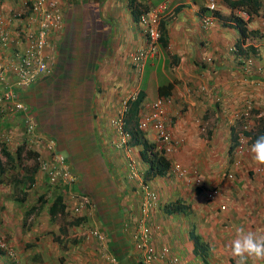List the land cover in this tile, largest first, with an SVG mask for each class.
<instances>
[{"label": "crops", "instance_id": "obj_1", "mask_svg": "<svg viewBox=\"0 0 264 264\" xmlns=\"http://www.w3.org/2000/svg\"><path fill=\"white\" fill-rule=\"evenodd\" d=\"M120 1L124 2L122 6L119 5V1L117 0H106L104 4L101 5L103 8L102 19L105 21V31L111 34L108 41V52L107 54L104 53V55L101 56L102 59L99 61V64L102 65L96 66L95 64V67L92 69L88 67L89 61H85L86 65L79 68L77 70L79 74H75V76H71L74 72L72 69H75L77 66L72 62H70L68 68L63 69L64 72L70 73V88L73 87L76 89L74 92L76 99L74 94V97L71 96L72 98H64L63 95V103L67 101V111L70 115V119L76 122V125L73 124V128L66 130V133L69 136L74 132L72 138H76L78 143L74 145V142L71 140L66 142L61 139L58 143V147L63 151L66 146H69L71 148V154H75L73 157L74 161H76L78 157L84 159V161H87V169L90 174L96 176L98 172V176L103 178L101 182H103L104 189H100L101 184L97 181L98 188H95L91 182L86 183L89 176L84 179L83 177L85 175L81 171H78L79 168L76 165L75 169L77 174L81 179L83 178L85 180V182L80 185L81 191L84 190L90 195H97L100 193L101 200L104 202V204H99V213L102 219L100 220L99 226H102V229L108 231L106 234L107 240L99 242L98 244L97 242L95 243L93 239L89 246H87V249H90L89 253L92 257L93 264H102L99 260V255L103 254V248L106 247L104 243L110 245L111 242L113 243V241H115L118 250H122L119 252L128 251V243H121L122 238H126L125 231H128V225L124 226L121 222L125 209L122 212L119 210V206L121 202L124 203L126 200L129 202H136L138 199L134 191L131 193V185L136 183L132 182L129 178V183L125 178L122 181L124 175H122L121 178L117 177L120 183H122L123 190L125 191L124 193H126L122 197V191L118 189L120 185L117 184L115 178H113V176L117 175V171L111 162L108 165V160L105 159L107 156H104V150L101 152L99 149V144L104 145L103 143L105 142L103 136L100 137L97 131H89L90 120L96 116L94 112L91 113V107L95 105V108L102 110L105 109L103 107H106V105H108L107 101H109L107 96L104 98V95L101 94L103 91L100 90L99 86V84L102 86L100 81L102 78H99L101 74L104 75L103 82L107 84V87L104 89H110L115 96L116 91L121 92L122 96H124L134 88L138 89L141 86L145 74H147L145 80V90L147 96H149V103L147 104H150V102L158 96L157 88L159 84L168 81L176 82H174V88L171 92L174 103L168 108V126L173 137L176 139V146L173 153L167 156L172 162L179 163L185 167L196 168L201 178H203L204 191L196 192L193 188L183 192L179 189V187L183 185L182 181L173 174L168 175V173L162 177H154L150 180V183L159 191L160 196L164 197L163 200H182L183 204H187V210L193 213L191 220L199 219L192 227L198 229L194 232L198 234L201 241L206 244L207 254L206 257H202L201 253H196V243L193 241V237H185L184 234H181L178 225H173L175 233L172 229L168 230L166 233L165 226L168 220L162 219L163 216L161 214H157L156 217L157 221L162 222L163 230L160 234L155 235V242L153 243H157V246L160 247L163 245V242H169L180 254L181 260L179 264H204L202 259L206 258L208 264H236V260L232 257L229 247L230 241L234 238L235 229L240 225H245L258 234L264 235V165L257 164L252 154L248 155L249 159L245 160L244 158L242 164L237 165L236 168H233L229 164L227 155L228 147L231 142L230 137H228L230 136L229 129L226 128L225 121L228 116H230L232 110L237 109L240 105L242 97H244L243 100L249 99L251 101L253 97L259 99V95L254 92L255 86L264 83V35L262 34L263 37L254 36L251 30L263 33L264 29L259 28V21H253L257 17H263L253 16L252 19L247 22H242V25H245L249 31L246 42L248 40L250 41L248 42L249 44L243 45H249L244 56L246 57L248 52L251 51L257 56L255 63H253L256 66H251V64H247V61L234 60L229 52L230 46L235 42H239L241 39L239 28L241 23L239 24L236 18L230 17L231 14L237 16L239 12L229 4L230 1H214L215 9L222 13L221 16H218L211 13L210 10L202 12L201 7H205L204 5L207 6L210 0H207V2L206 0H169L170 3L168 2L167 8L169 11L167 10L168 12L166 15L171 14V18L168 24L167 46L163 47L159 44V54L157 53L155 58L147 62V64H149V69L146 68L147 64L145 67L139 68L140 73H142L139 74V72H137L138 69L131 67L130 64H128L130 66L126 68V64L129 61L127 56L132 51V48L138 45L144 46L145 36H143V33L130 14L129 3L131 0ZM142 1H145L149 5L155 3V0ZM163 1L165 0H161V2ZM116 6L119 7L118 12ZM178 6H182V8L178 12L174 11ZM15 7V3L11 0H0V20H4L5 22L3 23L11 25L12 27L16 24H14V21H10L5 11ZM261 24L264 26V22H261ZM70 26L71 29H73L74 24L71 23ZM56 39L57 37L55 40ZM253 41H257L256 43L261 42V44H257L259 45V50L253 49L255 45ZM74 48L76 49V47ZM70 50L71 48L68 52L62 54V52H64L63 47L61 48L60 46V48H58L57 52L60 51L61 54L60 56L56 54L54 71H52L49 76H45L38 80L36 84H34L32 92L29 88L26 91H22L21 94L22 99L25 100L24 102L30 101V104H34L35 97L39 95L35 89L40 90L42 88L40 84L58 75L57 65L60 63L62 66L63 63L67 62L65 58H69L68 54L73 52ZM172 56H177L179 58L175 65H172V63L168 64L167 62L168 58L170 61L172 60ZM0 57L2 58L1 54ZM58 57L59 63L57 60ZM207 59H210V61H206ZM105 60H107V62H105ZM160 64H162L161 68L159 67ZM104 66L106 67L105 70L103 69ZM70 68H72L71 71H68L67 69ZM63 71L59 72L62 73ZM119 71H124V74L120 77H115ZM80 74L83 75L82 80L86 79L89 81L93 90H96L100 94V98H97L95 94L92 93L93 96H91L89 100L83 99V87L81 89L77 85H72L73 82L75 84L79 83L77 79H79ZM118 79L122 81L119 86L115 84ZM55 82L59 81L57 80ZM55 82H51L53 87ZM263 87L264 85L261 88ZM116 88L117 90H115ZM239 95H242L240 99ZM222 97L225 100L224 106L226 105V110H229V114L222 112L221 105H217L216 103L217 99ZM260 99L264 101V95L261 94ZM186 103L187 106H184ZM45 104L47 103H38L37 113H39L41 109H45ZM147 104L144 105V108ZM87 105L90 107L86 108V112L90 114L91 117H86L84 107L81 110L79 109L81 106ZM227 106L229 107L227 108ZM184 107H186L185 110ZM217 116H219V118ZM79 117L81 118L80 120ZM208 120L209 122L212 121L210 125L211 130H209L208 134L202 133L201 129L204 126L203 123H207ZM101 122H103L105 126L104 123L106 120L103 119ZM100 123L97 127H100ZM145 134L150 140L156 143L155 134L152 130L145 132ZM148 134H150L151 137L148 136ZM131 148L134 150L133 159L139 161L144 168V164L138 160V148ZM225 150L227 155L224 154ZM246 150L248 149L246 148ZM120 164L122 165L120 169H122V167H124V169L127 167L125 163V166L121 162ZM229 172L233 174V177H226V174ZM167 175L169 179H167L169 181L168 185L165 179ZM159 182L161 183V187L155 185L159 184ZM214 185H217L222 190V194L216 201V206L210 205L204 200V192L207 188ZM91 186L94 188L93 193V188ZM186 200H189L190 203ZM127 201L125 204L131 208L132 204L127 203ZM221 204L225 205L223 210L218 209V206ZM107 206L111 211L109 209L105 210ZM45 215L48 214L45 212ZM182 215H184L183 212ZM175 217L178 219L179 223L182 221L181 218H178V215H175ZM32 221L35 222L36 219ZM185 224L186 222L180 225L183 227ZM187 225L189 227L188 223ZM49 226L50 225L46 224L44 221L43 224L40 223L38 228H34L32 225L29 226V224L28 228L24 229L22 232H19V229L16 228V231L23 234V236L14 237L21 241L20 243L23 247L25 246L24 244L30 241V243L36 244L32 253L36 252L39 254L40 259L29 264L49 263L48 259H51L52 253L43 246L45 235H49L51 239H53L55 246L59 245L61 253L65 254L66 257V250H62L61 245L57 239L54 238L56 234H53V230H51ZM25 231L29 232L25 233ZM163 231H165L164 234ZM32 234H35L34 238H32ZM175 238H177V240H175ZM77 243L72 244L73 247L77 245ZM96 245L98 249H92V247ZM75 258H77V256ZM1 259L0 264H9L5 258L1 257ZM53 260L54 264H59L55 259ZM106 263L112 264L107 260ZM25 264H28L27 260H25ZM66 264L72 263L68 262ZM75 264H77V262H75ZM249 264H264V262L250 260Z\"/></svg>", "mask_w": 264, "mask_h": 264}, {"label": "trees", "instance_id": "obj_2", "mask_svg": "<svg viewBox=\"0 0 264 264\" xmlns=\"http://www.w3.org/2000/svg\"><path fill=\"white\" fill-rule=\"evenodd\" d=\"M106 0H64V11L62 15L63 19V35L61 34L60 39L63 41L65 40L66 44H63L61 48L63 47L64 52L62 54H65L69 51L71 48V52L69 55V58L66 57L65 59L67 62L63 63L61 66L59 63V57L58 60V75L56 77L50 78V82L54 83V88L59 91V95H64V98H70V94L68 93V88H70V73L64 72L63 69H66L70 66V62L75 64L77 67L75 69H67L68 71L74 70L71 76H75V74H79L77 70L81 68L83 65H86L85 61H89L88 67L92 68L95 67V62L101 58V56L107 54L108 49V41L110 37V32L105 31V21L102 19V7L101 5L104 4ZM230 1V0H226ZM161 0H155V3L153 5H149L145 1L142 0H131L129 3L131 16L134 19L135 22L138 23L139 16L145 13H149L152 8L156 7L158 3H160ZM233 8L235 9H242L247 12L249 15V18H251L253 15H256L259 13V9L262 7L260 0H232L229 3ZM182 6H178L174 11L178 12ZM202 12L203 11H209L206 7H201ZM211 13L221 16L222 13L219 10H210ZM264 15V12H263ZM230 17L236 18L239 22V28L241 33V39L245 40L246 37L249 34V31L247 30L245 25H242V22L244 21L234 14H231ZM171 18L170 15H163V17L159 18L158 27L160 30L159 35V44H161L163 47L167 46L168 43V24ZM72 20H74V27L71 29V23ZM71 30V31H70ZM253 31L252 34L254 36L263 37L264 33L257 32L256 30ZM263 34V35H262ZM61 41H58V45H61ZM76 47V49L74 48ZM75 50V51H74ZM56 54H61V52H57ZM90 57V58H89ZM173 57V56H172ZM178 57L174 56L172 60H167L168 64L175 65L178 62ZM151 60L148 59L143 67L146 66L147 62ZM56 61V58H55ZM136 63H132L131 67L136 68ZM171 67V66H170ZM149 69V64H147V67ZM59 71H63L60 73ZM137 72L140 73V69L137 70ZM60 75V76H59ZM82 74L79 75V81L78 84L72 83L73 86H78L82 89L83 87V99H90L92 94V86H90L89 81L86 79L82 80ZM146 76L141 83V86L132 94V96L127 100L126 108L123 111L121 120H122V128L124 129L125 133L128 137L129 145L133 147L138 148V160H140L144 164V168L139 170V173H141V176L144 181H150L154 177L157 176H165L166 173L171 169L172 165L176 162H172L170 158L166 155V152L162 150H158L156 144L154 141L150 140L145 132L141 130L139 127V119L140 114H143L145 112V109H147V103H149L146 100L147 93H146ZM78 78V77H76ZM95 86V84L93 83ZM174 88V82L168 81L164 82L158 85L157 92L158 96H167L169 97L171 95V92ZM75 96V94H74ZM73 96V97H74ZM72 98V97H71ZM76 99V96H75ZM81 99V100H83ZM80 100V99H78ZM222 98L217 99V105H222L221 101ZM23 100L22 104L24 105V109L16 110L14 112H9V110H6L5 107L0 106V131L3 127L8 128H20L19 134L16 135V141L17 143L20 141V143L16 144L14 149L11 151L10 148L5 144L0 142V184L8 185L10 186V196L11 199H13V202L18 204H23L27 201L28 191L33 187V185L36 183V174L38 173L40 169V162H39V156H41L39 149L43 147V144H40L38 147L34 148L29 144V139L31 134L27 133L29 124H35L39 125L37 120L41 118L42 116L46 117L44 118V123H41L43 128L37 129L38 134L42 133L43 130L49 129L48 124L52 123V113L50 108L45 109L44 112H42L40 115L38 114V117H34L35 111L32 108L33 106L29 102H24ZM153 103L150 102V105ZM146 107L144 108V105ZM31 105V106H30ZM84 106H81L79 109H83ZM144 108V109H143ZM9 112V113H8ZM6 113L7 116L3 117ZM51 113V114H50ZM236 116V115H235ZM234 116V118H235ZM219 118V116H217ZM27 118H31V120L26 123L25 120ZM246 117H241L239 119L235 120H229L226 122V128L229 129L230 133V145L228 147V155L229 160L232 157V154L236 150V147L239 145V138L243 136L246 141L247 149L250 147L252 141L258 136V135H264V118H258L257 124L253 129L245 130L242 128V125L245 121ZM224 121V120H223ZM233 122H235L233 124ZM230 123V124H229ZM19 124V125H18ZM223 125V124H222ZM213 126V125H212ZM34 127V126H33ZM224 127V125H223ZM51 130V129H50ZM11 131V129H10ZM55 131V130H54ZM7 133V132H6ZM11 132H8L7 134H10ZM41 137L40 135H38ZM51 136V134H49ZM55 136V135H54ZM42 138V137H41ZM34 143H37L36 139L34 140ZM113 150H117V148H113ZM246 154V153H245ZM4 160H2V158ZM33 160L34 164L27 167V165L24 164V160ZM77 164V162H75ZM179 164V163H177ZM79 170L81 171L85 176L87 177V161L80 160V162L77 164ZM111 169V168H110ZM84 171V172H83ZM89 171V170H88ZM113 171V170H111ZM43 175V181H42V190L38 189L34 193L36 194L37 200L36 203L30 204L27 207H24L23 210V223L22 226H25L26 221L30 219L31 221L33 219H36V222L40 220L41 212L47 211L46 213L49 215L50 220H54L56 216H62L65 213V204L63 203V197L64 193L67 191V186H59L55 185L53 188H50L49 185V174L47 171H42ZM124 173H129L128 171H124ZM229 175L226 174V176ZM196 186V187H195ZM194 189L196 192L201 191V187L193 184ZM44 188V189H43ZM220 191L221 188H219ZM38 191V192H37ZM48 192L49 194H46ZM83 193H86L83 190ZM221 195V193L219 192ZM96 197V196H92ZM103 199V198H102ZM138 200V199H137ZM127 201V200H126ZM121 202L119 206V210L123 212L122 215V224L126 226V220H128L132 213H137V208L140 207V204L138 201L136 202H129L127 203L132 204V207H128L126 203ZM95 202L97 204L98 212L97 214H100V208L99 204H104V202L101 200V197H96ZM29 204V203H28ZM187 207V205L183 204L181 200L171 201L164 207V211L167 214L171 213H180L183 211V209ZM103 208V207H102ZM101 208V210H102ZM108 209V206L105 208V210ZM35 216V217H33ZM101 218V216H99ZM79 219V220H78ZM83 217H79L77 219H74L75 222L73 224H79L80 220H83ZM34 222V221H33ZM34 223L36 225L37 223ZM72 225V224H71ZM102 227V226H101ZM194 227L192 228L190 233V237H193V241L196 243L195 246V252L201 253L202 257H206L207 254V246L203 241H201V238L198 234L194 232ZM105 234L108 233V231L105 229H102ZM62 231V228L61 230ZM63 233V232H62ZM126 238H122L123 244L128 243V251L125 252H119L122 250H118V246L113 241L111 242L108 248L105 250L114 257L115 264H141V260L138 258L139 256L135 253V246L131 245V238L128 237L129 233L128 231H125ZM128 237V238H127ZM55 239L59 242L62 249H66L67 242H64L61 240L60 236L56 235L54 236ZM78 242L77 239H72L70 243L76 244ZM25 246L21 250L25 253V256L28 257V262H36L40 259L39 254L36 252L32 253L33 248H35V243L27 242L24 244ZM21 247V248H22ZM123 254V255H122ZM0 255L1 257L3 255H6V249L4 247H0ZM9 256V255H8ZM138 256V257H137ZM38 264V263H37Z\"/></svg>", "mask_w": 264, "mask_h": 264}, {"label": "rangeland", "instance_id": "obj_3", "mask_svg": "<svg viewBox=\"0 0 264 264\" xmlns=\"http://www.w3.org/2000/svg\"><path fill=\"white\" fill-rule=\"evenodd\" d=\"M11 1H13L15 3L16 7L12 8L11 10L8 9V10L5 11L7 16H8V18H10L13 15V13H14L13 11L21 9V8H18L19 6L21 7V3L17 4V1H19V0H11ZM117 1H119V5L120 6H122L124 4L123 1H120V0H117ZM206 2H207V0H206ZM161 5L157 6L156 8H152V9H161L160 8ZM167 8H168V6H167ZM167 8L161 13L162 17H163L164 14L166 15V13L169 11ZM116 10L118 12V10H119L118 6H116ZM253 21H257V22L259 21V24H260L259 28H263L264 29V26L261 24V22H264V17L263 18L257 17ZM72 23L74 24V20H72ZM263 33H264V31H263ZM63 41H64V44H66L65 40H63ZM257 41H253L255 43V45H256V46L254 45L255 49L259 48V45H257V44H261V42L256 43ZM159 52H160V49H159ZM159 52H158V54H159ZM253 56L256 59L257 56H255V55H253ZM101 59L102 58H99L95 62L96 66L102 65V64H99V61ZM107 60H105V62H107ZM5 61H6V59H5ZM128 64H130V63L128 62L126 64V68H127V66H130ZM161 66H162V64L159 65L160 68H161ZM103 69L105 70L106 67L104 66ZM123 74H124V71H119L115 75V77L116 76L120 77ZM103 77H104L103 74H101L100 77H99V78H102L100 81H101V84H102L103 87L100 84H99V86H100V90L104 91V92L103 91L101 92V94L104 95V98L107 96L108 99H109V101H107L108 105H106V107H103L105 109H102V110L101 109L98 110V108H95L94 107L95 105L93 107H91L92 108L91 113L94 112L96 114V116L90 120L89 131H91V132H96L97 131L100 137L103 136V140L105 142L103 141L104 145L99 144V149H100L101 152H102V150H104V156H107L105 159L108 160V165L111 162V164L115 167L116 171L120 172V167L122 166L120 164V162L123 163V164L127 163V161H125L123 159V156H125L128 159V161H131V162H133L135 164L136 170L138 171L139 169L142 168V165H141V163L136 161V159L135 160L133 159V156H134L133 155V153H134L133 149H131V150L127 151V152L126 151L124 152L123 148H119L118 150H116V151H120L119 158L116 155L117 152H114V150L112 149V146L115 147V141L117 139H119V135H120L119 132L117 130H115V126H114V124L112 122L113 120H116L114 116H117L118 114H121V111H122L123 107L125 106L126 100L137 89L134 88L132 91H130L129 93H127L124 96H122L121 92L116 91V96H115V94H113L110 89H104L105 87H107V84H105L103 82L104 81ZM176 80H178V79H176ZM114 81H115V78H114ZM121 83H122V81L119 80V79L115 82V84L117 86H119ZM40 85L42 86V88L40 90L39 89L38 90L35 89L39 95H37V97H35L34 104H31L33 106V109L35 110V115L34 116L38 117V114L40 115L42 112H44L45 109H49L50 107H51L50 108L51 113L53 114L52 118H50V120H52V123L48 124L49 129L47 128V129L43 130L44 132H42V134L44 136H49V134H51V136L55 135L54 138L57 141V143H59V141L61 139H63L66 142H69V140H71V141L74 142V145H76L78 143V140H76V138H72L73 137L72 135H73L74 132H72L69 136L66 133V130L74 127L73 124L76 125V122H73L70 119V115H69V113L67 111V108H68L67 107V101H65L63 103V96L59 95V91L53 87V85L51 84L50 80H47V81H45L44 83H42ZM263 85H264V83H260L259 85L255 86V92L254 93L259 95V99H256V98L253 97L252 101L249 100V99L248 100H243L244 97L241 98L242 95H239V99L241 98V100H240V105L237 107V111L238 112L242 111V113H243L247 109L246 105H248L250 102H252L250 105L253 106V110L251 112V115L249 116L250 117L249 118V128L250 127L254 128L256 126L255 124H256V121L258 119V114H260V116L264 118V101H263V99H260L261 98V94L264 95V87L261 88ZM108 88H109V86H108ZM124 88H125V85H124ZM33 89H34L33 86L29 88V90L31 92L33 91ZM115 90H117V88ZM75 91H76V89L73 88V87L68 88V93L70 94V96H73ZM92 93H94L97 98H100V94L96 90L92 89ZM26 95H27V93H26ZM103 100H105V99H103ZM148 100H149V96L146 97L145 101H148ZM28 101H29V99H28ZM40 102H42V103L46 102L47 104H45V109L44 110L41 109L39 111V113H37V105ZM221 104H222L221 105V111L224 112V113H228L229 110L227 111L226 110V105L224 106V104H225V100L224 99L221 101ZM184 106H187V104L184 105ZM88 107H90V106H88V105L84 106L85 115H86V117H91L90 114H88L86 112V108H88ZM228 107L229 106H227V108ZM185 109H186V107H184V110ZM233 111L234 110H232L231 114L233 113ZM5 116H7V115L5 114ZM46 117L42 116L41 118H39L37 120L39 125H36V128L34 129V132H36L37 129H39V127L40 128L44 127V126L41 125V123H44V118H46ZM80 119L81 118L79 117V120ZM103 119L106 120V122L104 123L105 126L103 125V122H101V121H103ZM229 120L230 121L232 120V116L231 115L228 116L226 121L229 122ZM211 122H209V120H208L207 123H203L204 130L202 131V133H206V134L209 133V130H211L210 129ZM99 123H100V127H97V126H99ZM153 125H154V123H153ZM10 129H11V131H10ZM19 129L16 128V127H14V128H8L7 127L6 130H5L7 133L11 132L10 134H8L9 135L8 139H12V141L11 142L10 141L7 142L8 144H10L9 148L11 149V151L13 150V148L15 147L16 144L20 143V141L18 143L16 141V135H18L20 133ZM150 130H152V132L155 134V137H156V135H157L156 134V128L154 126H152V124H150ZM148 136H150V134H148ZM228 137H230V136H228ZM0 138H2V137H0ZM65 148L63 150L64 151V155H65V157L66 156H70L69 160H70V162L72 164L73 171L76 172V169H75L76 165L80 162V160H84V159L78 157V159L76 161H74L73 157H74L75 154H73V153L71 154V148L69 146H66ZM249 150H250L249 148H248V150L245 149V151L239 152L236 155V159L239 161L240 165L242 164L244 158H245V160L249 159L248 155L252 154L251 152H249ZM224 154L227 155L226 150L224 151ZM233 155L235 157V154H233ZM234 157L232 158L231 163H232ZM1 158H2V160H4L3 157H1ZM227 159L229 160L228 155H227ZM98 160H99V157H98ZM75 162H77V164ZM24 164L27 165V167H29L30 165L34 164V161L31 160V159L30 160L26 159V160H24ZM231 166L233 168H236L235 164H231ZM88 173H89V175H87V176H89V178L86 181V183L91 182V184H93V186L95 188H98L97 182L100 183V184H103V182H101L103 180V178L98 176V172H97L96 176L91 175L90 172L87 171V174ZM42 174H43L42 170H39L37 175H36V177H35L36 178V183L29 190V193H28V196H27V201L24 202L23 204H18V203L13 202V199H11V196H10V190H11L10 186L0 184V212H1V216H0V219H1L0 220V240H3L6 243L10 244L8 249H6V250H7L8 254L11 255V257L8 256V255H7V257H6V255H3L2 257L5 258V259L7 258L6 260L9 259L10 260V261H8L9 264H25V260L28 261V257L25 256V253L21 251L23 249L22 244L20 243L21 241L18 240L16 237L17 236H19V237L23 236V234H21L19 232H22L24 229L28 228V224H29V226L32 225L34 228L35 227L38 228L40 226V223L43 224V222L45 221L46 224L50 225L49 228H51V230H53V234H56V235L60 236L61 240L63 239L62 241L65 240L64 242H67V247H66L67 250H66V257H65V254L61 253L59 245L57 244L58 246H55V243H54L53 239H51V237L49 235H45V237H44L45 238V242L43 243V246H45L46 250L48 249L52 253L51 259L50 260L48 259V262H49L48 264H54V260L53 259H55L59 264H66L68 262H71L72 264H75V262H77V264H93L92 257L90 256V253H89L90 249H87L88 248L87 246L85 247L86 244H88V246H89V244L93 241V239L83 240L82 238L78 239L76 237L82 236L81 234L85 230V228L82 226L83 223L86 224V228L87 229L91 228L92 226H96V224L99 225V223H98L99 216L97 218V213H96L97 210L95 211V209H92V214L87 216V217H85L84 220H82V221L80 220L79 221V223H80L79 225H78V223L77 224H75V223L73 224V222H75L74 219L82 217L83 215H76V214L73 215L71 211L65 209V213L62 216L57 217L54 221L49 220L48 215H45V212H47V211H43V212H41L42 214L39 216L40 220H38L37 222L35 221L37 223L36 225H34L35 222L30 221V219H28L26 221L27 227H26V225L22 226L24 207H27L30 204L36 203L37 197H36V194L34 193V191L36 192V190L38 189L37 187H39V189L42 190ZM104 174H105V172H104ZM171 177H172V175H171ZM80 178L81 177L78 176V179H80ZM165 179H166V183L168 185V183H169L168 176H166ZM83 183H84V181H83ZM155 185L161 187L160 186L161 185L160 182H159V184H155ZM150 186H152V184ZM121 188L123 189V187H121ZM179 189L181 191L185 192L187 189H193V187L190 186V185L189 186L188 185H181L179 187ZM93 192H94V188H93L92 193ZM164 193H165V190H164ZM92 196H95V195L92 194ZM161 198L163 199L164 197L161 196ZM186 201L188 203H190L189 200H186ZM150 208H153V207H150ZM182 212L184 213V215H182ZM182 212L174 213V214H167V216H165V219L168 220V223L165 226L166 233L170 229H172V231H174L173 230V228H174L173 225L175 224V225H178V227H180V233L184 234L185 237H190V233L193 234V232H191V230L193 228L192 225L195 222H197V220H199V219L191 220V216L193 215V213H191L189 210H187V207H185L184 211H182ZM156 213L159 215V211L158 210L155 211V215H156ZM137 214H141V217H144V216H147L148 218L152 217V214L150 212H147V214H145L143 211H141V207L137 208ZM175 215H178V218L182 219V221L180 223L178 222V219L175 217ZM185 222H187L189 224V229H191L190 231H189V229L184 228V227H182L180 225V224H184ZM16 228L19 229V232L16 231ZM61 228H62V231H60ZM196 230H198V229H194V231H196ZM28 232L25 231V233H28ZM86 232L88 234V230L85 231V233ZM164 232L165 231H163V234H164ZM174 233H175V231H174ZM14 236H16V237H14ZM32 236H33L32 238H34L35 234H32ZM173 236H175V235H173ZM72 239L79 240L77 245H75L74 247H73L72 243H70ZM25 240H26V238H25ZM175 240H177V238H175ZM104 244H106V243H104ZM18 245H21V246H18ZM83 246H84V248H83ZM92 249H98V246L97 245L95 247L93 246ZM103 252H105V251H103ZM76 256H77V258H75ZM1 260L2 259L0 257V261ZM99 260L102 262V264H108V263H106V258L103 256V254L99 255ZM208 260H209V258H208ZM65 261H66V263H65ZM202 261H203L204 264H208L207 258L206 259H202ZM1 264H3V263H1ZM28 264H29V262H28Z\"/></svg>", "mask_w": 264, "mask_h": 264}, {"label": "clouds", "instance_id": "obj_4", "mask_svg": "<svg viewBox=\"0 0 264 264\" xmlns=\"http://www.w3.org/2000/svg\"><path fill=\"white\" fill-rule=\"evenodd\" d=\"M216 0H210L209 1V4L206 6L204 5L206 8H208L209 10H216L215 8V2ZM232 1V0H230ZM261 1V5L262 7L259 9V13L256 14V15H253V16H262L264 17L263 15V12H264V0H260ZM170 3L169 0H165L163 2H161L160 4H158L157 6L161 5L159 10H161L159 12V18L162 17L161 16V13L167 8L168 4ZM18 3H21V7H18V8H21L19 10H16V11H13V15L9 18L10 21H14L16 24L14 27H12L11 25H8V24H5L3 22H5L4 20H0V54L2 55V58L0 57V64L3 65V67L5 68V79L4 81L7 82L8 85L11 86L13 92H14V102H20V103H23V99H22V91H26L28 90V88H30V86H34V84H36V82L38 80H40L41 78L45 77V76H49L50 73L52 71H54L55 69V57H56V53L58 51V48H60V46H62L63 44V41L60 39L61 37V34H62V31H63V19L61 17V27L60 28H57V30H53V31H50L48 32V36L46 37L45 41V45L43 46V48L41 49L42 50V53L43 55L46 56V58L48 59L49 61V64H48V69L46 72L42 73V74H39L32 82H30L28 85H18L17 84V81L20 79L19 77V73L15 70V66L18 64L19 62V58L24 56L27 51V45H28V41H27V37H26V31L29 29V28H32V27H35V24L33 23L34 21V13L33 11L31 10V4H32V0H19ZM156 6V7H157ZM64 0H63V6L61 8V11L63 13L64 11ZM154 7V8H156ZM163 8V9H162ZM153 10V9H152ZM239 13L237 14L238 17H240L241 19H245L243 20L244 22H247L248 20L252 19L249 18V15L247 14L246 11L242 10V9H236ZM63 15V14H62ZM143 15H146L145 14H142L139 16V20H138V27L140 28V31L143 33V36H145V43L143 44L144 46H141V45H138L136 46L135 48H132L131 52L129 53V55L127 56L128 58V62L130 63V65H132V63H136V68L139 69V68H142L144 63L148 60V59H153L155 57V55L158 53L159 51V41L157 42V49L155 52H153L152 54H148L146 55V57H143V58H140L139 60H136L134 57H135V54L139 51H142V50H147L148 48V36L146 35V33L144 32V28L142 26V23H141V17ZM248 27V26H247ZM57 37V39L55 40V38ZM30 40V39H29ZM58 41H61V45L57 44ZM248 42H250L249 40L246 42V39L245 40H242L241 42H235L232 46H230V53H231V56L233 57L234 60H237V61H247L248 63L247 64H251V66H256L255 64V58H254V52H248V55L245 57V52H247L248 50V47L249 45H246V46H243L244 44H249ZM251 44V43H250ZM56 45V46H55ZM253 47V46H252ZM253 49H255V46L253 47ZM55 54V55H54ZM6 59V61H5ZM206 61H210V59H207ZM175 82V81H174ZM176 83V82H175ZM5 89V85H4V82L3 84H0V93L3 92V90ZM194 92V90H193ZM132 95H130L128 97V99L131 97ZM196 96V95H195ZM160 96H157L153 102ZM167 97V96H166ZM169 97H171V103L168 105L167 107V118L169 117V114H168V108L174 103V100H173V97L170 95ZM127 99V100H128ZM127 100L125 102V106L123 107L122 111H121V114H118L117 116H114L115 119L119 120L121 119L122 117V114L124 113L123 111L125 110L126 108V104H127ZM187 104V103H186ZM251 102L246 105L247 109L242 113V111L238 112L237 109H235L233 111V113L230 115L232 116V120H237L241 117H246L243 125H242V128H244L245 130H250V129H253L252 127L249 128V116L251 115V112L253 110V106L250 105ZM0 106H4L6 110H9V112H14L16 111L15 109L14 110H11V104H4L2 102H0ZM24 106V105H23ZM33 108V107H32ZM150 110V104L147 105V109H145V112L143 114H140V119L143 117L144 114L148 113ZM35 111V110H34ZM8 112V113H9ZM6 113V115L8 114ZM246 113V114H245ZM37 114V113H36ZM236 115V116H235ZM235 116V118H234ZM3 117H6L5 115ZM35 117V116H34ZM258 118H263L260 116V114H258ZM140 119H139V125H140ZM27 120H31V118H27ZM122 122V120H121ZM232 122V121H231ZM169 123V121H168ZM235 122H233L234 124ZM257 124V122H256ZM255 124V125H256ZM34 125V128H36V125ZM6 128L7 127H3L2 130L0 131V142L2 143H5L8 147H10L7 142H11L12 139H8V134L6 133ZM169 128V126H168ZM115 130H117V128L115 127ZM141 130H143L144 132H148V130H150V124L148 125L147 128H141ZM202 131L204 130V126L203 128L201 129ZM118 131V130H117ZM120 131L122 132V134L126 135V139H125V143H123L121 146H118V142L121 141V137L119 135V139H117L115 141V147L112 146V149L113 148H117V150L119 148H123V151L127 152L129 150H131L133 146L129 145V142H128V137H127V134L125 133L124 129L122 128V124H121V129ZM44 132V131H42ZM119 132V131H118ZM169 132L171 134V137H172V145H173V149L171 152H167L164 150L163 147H161V143L158 139V136L156 135L155 139H156V146L158 148V150H162L164 152H166V155L169 156V154L173 153L174 149H175V146H176V139L173 137L170 129H169ZM36 135H40L42 137L43 140H50L52 139L55 143L54 145V150L57 152V153H60L62 156L65 157L64 155V151H62V149H60L58 147V143L57 141L55 140L54 136H44L42 133L38 134V132L36 131L35 133ZM120 134V132H119ZM157 134V132H156ZM246 140V139H245ZM29 144L36 148L38 147V145L36 143H33L28 141ZM231 142V141H230ZM43 144V143H42ZM42 148V147H41ZM39 149L40 151V154L41 156H39V162H40V165L48 160L50 158V153L49 152H46L42 149ZM246 148H247V145H246ZM14 149V148H13ZM11 150V149H10ZM245 151V150H243ZM114 152H117L116 155L118 156L119 158V153L120 151H115ZM250 152L253 154V159L254 161L259 164V165H264V135H258L251 143L250 145ZM239 152H237L236 150L234 151L233 154H235V157L234 155L232 154V157L230 160H228L229 164H235L236 166L239 165V161L236 159V155L238 154ZM124 155V154H123ZM124 157V160L127 161L126 165L127 167L124 169V167H122V169H120V172L117 171V175L116 176H113V178H115V181L117 182V184L120 185V187H118L119 190L122 191V197L126 194L124 193L125 191L121 188L123 187L122 186V183H120L119 178H121L122 175H124V177H122V181L123 179L125 178L128 182V178L132 181V182H135L136 184L134 185H131V193L134 191L135 192V195L137 196L138 198V202L140 204V207H141V198H142V195H141V185L142 184H147L151 189H153L157 195V199H156V203H155V206L149 211L151 214H152V217L151 218H148V220L150 219V229H151V232L153 233V242H155V235L157 234H160V232L163 230V225H162V222L160 221H157V213L155 215V211L158 210L159 211V215L161 214L163 217L162 219H165V216H167V213L164 211V207L165 205H167L169 202L171 201H167V200H163L159 194V191L154 188L153 186H150L151 183L150 181H144L142 176H141V173H139V170L137 171L136 170V167H135V164L131 161H128V159ZM229 157V156H228ZM234 157L232 163H231V160L232 158ZM67 159V161L69 162L70 166H71V170L72 172L74 173V175H76L77 177V181L74 185H72L70 188L68 189H71V191H75L77 192L78 195L80 196H85L88 201H89V206H91V210L89 212H85V211H82L80 213H76L73 211V202L70 201V199L68 198L67 195H65V193H67V191L69 192V190L67 189V191L64 193V197H63V203L65 204V207H66V210H69L72 212V214H76V215H83L82 217H87L89 215L92 214V209H95V211L97 210L98 212V208H97V204L95 202V198L96 197H99L100 196V193L98 195H95L96 197H92V195L90 194H87V193H83V191H81V184L83 183V181L85 182V180L82 178L78 179V174L77 172H74L73 171V168H72V164L69 160V156H66L65 157ZM139 162V161H138ZM137 162V163H138ZM142 165V164H141ZM175 165H179L180 167L182 168H185L187 170H190L189 172V177H191L190 175H192V182L190 183H187L186 181V177L185 176H180L178 173L175 172V168L174 166ZM125 166V164H124ZM124 169V170H123ZM143 169V166L142 168ZM39 170H42L43 169L41 168L40 166V169ZM195 171L194 173H192L191 171ZM124 171H128L129 173H124ZM119 172V173H118ZM170 174H173L174 176H176L177 178H179L183 185H190L193 187V184L197 185V186H200L201 187V191H204V181H203V178H201L200 174H199V171L194 168V167H185L181 164H173L171 169L168 171V175ZM37 175V174H36ZM167 175V176H168ZM199 178L200 179V183L196 184L195 183V179L196 178ZM226 177H233V174L229 172V175H227ZM129 183V182H128ZM49 185H50V188L52 189L53 186L55 185H59V186H62L63 185H60V184H51L49 182ZM196 187V186H195ZM194 188V187H193ZM100 189H104V186L103 184H101V188ZM213 190H218V194L216 195V197L214 198H210V194L212 193ZM100 191V190H99ZM219 192L222 194V191L219 190V187L217 185H214V186H210L209 188H207V190L204 192L205 193V198L204 200L209 203L210 205H214L216 206V201L217 199L220 197V194ZM46 194H49L48 192H46ZM68 194V193H67ZM103 198V197H102ZM172 201H176V200H172ZM182 201V200H181ZM183 202V201H182ZM187 205V204H185ZM188 207V206H187ZM220 210H223L225 208V205L221 204L218 206ZM108 209L110 210V208L108 207ZM111 211V210H110ZM96 212V213H97ZM171 214H174V213H171ZM98 216H101L100 214H97V218ZM59 216H56L55 218H57ZM49 218V216H48ZM54 218V220H55ZM83 219V220H84ZM141 219V214H135V213H132L130 218L128 220H126V225H128V237L131 238V245H134V235L136 233V230L138 228V220ZM50 220V219H49ZM54 220H51V221H54ZM100 220H102L101 218H98V223L100 224ZM182 220V219H181ZM82 221V220H81ZM80 224V223H79ZM78 224V225H79ZM82 226L85 228L84 232L81 234L82 236H78L76 238L80 239L82 238L83 240H87V239H94L95 240V243L97 242L99 244V242H103V241H106L107 240V235L104 233V231L102 230V228L96 224V226H92L91 228L87 229L86 228V224L83 223ZM184 228H187L189 229L188 225H187V222L185 225H183ZM93 229H97L101 234H103L105 236V239L103 241H100L97 237L93 236L90 234L91 230ZM88 230V234L87 232L85 233V231ZM191 229H189L190 231ZM130 231V232H129ZM56 236V235H54ZM1 243H4V249H8L9 247V243H6L5 241L3 240H0ZM155 248L156 249H159L160 247L157 246V243H153ZM168 245L170 246V248L172 249V254H176L177 255V258H178V261L176 264H179L180 263V254L177 252V250H175V248L169 244V242L165 241L163 242V245ZM88 246V244L85 245V247ZM108 244L106 243V247L103 248V250L106 252H102L103 253V256L106 258L107 261H110L112 264H115V261H114V257H112V255H110L105 249L108 248ZM230 253L232 255V257L236 260V264H249V261L250 260H255L257 262H264V235H261V234H258L256 231L252 230L251 228H248L247 226L245 225H240L238 226L236 229H235V235H234V238L230 241ZM62 248V247H61ZM63 250V249H62ZM64 250H67V249H64ZM63 250V251H64ZM135 250V249H134ZM6 253L7 255L8 252L6 250ZM136 255L137 252L135 251ZM11 257V255H9ZM138 257V256H137ZM139 258V257H138ZM7 259V258H6ZM7 261H10L9 259ZM4 264V263H3Z\"/></svg>", "mask_w": 264, "mask_h": 264}, {"label": "built area", "instance_id": "obj_5", "mask_svg": "<svg viewBox=\"0 0 264 264\" xmlns=\"http://www.w3.org/2000/svg\"><path fill=\"white\" fill-rule=\"evenodd\" d=\"M63 6V0H32L31 10L34 13L35 27L29 28L26 31L27 45L26 54L19 58L18 64L15 66V70L19 73L20 79L17 81L18 85H28L32 82L39 74L47 71L49 61L45 55L42 53V48L45 45L46 37L48 32L57 30L61 27V17ZM159 9H153L148 14L141 17V23L144 28V32L148 36V48L147 50L139 51L135 54V59L146 57L147 53L152 54L157 49V42L160 35V30L158 27L159 23ZM30 39V40H29ZM5 79V68L0 64V84L5 85V89L0 93V102L4 104H11V110H21L25 107L20 102H14V92L10 85L4 81ZM171 103V97L160 96L151 105L148 113L144 114L140 119V128H147L149 124H152L156 128L158 139L161 143V147L165 151H172V137L168 128V118H167V107ZM246 114V113H245ZM26 123L29 120H25ZM114 126L120 132L121 141L118 142V146L125 143L126 135L122 134L121 129V119L112 121ZM154 125H153V123ZM27 133H30L29 141L33 143L36 139L37 145L43 143L42 150L49 152L50 158L41 164V168L48 172L49 182L51 184L65 185L70 188L77 181L76 175L71 170V166L67 159L60 153L54 150V141L52 139L46 141L41 137L36 135L34 132V125L29 124ZM239 145L236 147L237 152H242L246 149L245 138L241 136L239 138ZM175 172L180 176H185L187 183L192 182V175L189 177V171L185 168L175 165ZM194 173L195 171H191ZM196 173V172H195ZM195 183H200V179L197 177ZM65 193L70 201L73 202V211L80 213L82 211L89 212L91 206H89V201L85 196H80L75 191ZM218 190H213L210 194V198L216 197ZM141 211L145 214L149 212L154 207L157 199V195L153 189H151L147 184L141 185ZM150 219L147 216L141 217L138 220V228L134 235V246L137 252L141 264H176L178 261L177 255L172 254V249L168 245H162L159 249H156L153 244V233L150 229ZM91 235L97 237L100 241L105 239V236L101 234L97 229H93L90 232ZM4 243L0 242V247H3Z\"/></svg>", "mask_w": 264, "mask_h": 264}]
</instances>
